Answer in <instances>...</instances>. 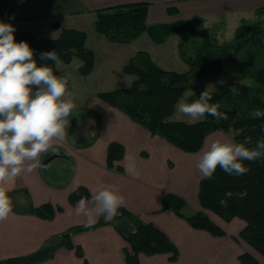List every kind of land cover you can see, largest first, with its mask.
Masks as SVG:
<instances>
[{"label":"crops","instance_id":"0c3cea01","mask_svg":"<svg viewBox=\"0 0 264 264\" xmlns=\"http://www.w3.org/2000/svg\"><path fill=\"white\" fill-rule=\"evenodd\" d=\"M86 1L88 7L94 9L117 3L148 1V22L201 18L204 31L211 37H221L226 31L229 33L230 28L231 32L236 31L241 20H249L250 16L264 18V0ZM258 8L262 10L258 12ZM31 9H36V0H0V22L12 23L15 29H28L35 33L37 19L34 14H30ZM22 16L26 18L21 19ZM25 24L27 26H21ZM31 24L35 27L31 28ZM228 25L231 26L227 28ZM101 42L107 48L114 49V52H123L131 44L108 45L109 41ZM117 47L120 48L116 50ZM136 51L133 50L129 58ZM148 51L157 60L154 50ZM78 64L80 66L81 62ZM97 66L96 59L94 70L86 78L93 76ZM123 78H128L127 85L134 79L128 74ZM90 111L88 114L94 117L92 120H97V133L88 142L65 144L62 140H53L49 150L39 156L38 167L4 185L13 198V214L0 221V259L26 255L46 245L59 243L70 227L87 222L86 217L76 214L77 202H70V193L80 185L86 186L92 193L99 184L104 183L116 185L125 198L123 207L144 221L156 224L179 250L176 260H172L167 252L141 253L140 264H240L239 255L244 252L251 253L264 264V256L240 236V231L247 223L243 218L236 216L225 220L203 208L199 200L202 179L196 167L199 156L209 143L217 139H230L225 133L216 130L206 137L200 150L187 152L165 138L151 134L125 112L100 98L90 106ZM112 141L121 143L125 148L124 157L116 162L123 167L122 171L108 165V146ZM51 154L56 155L44 168L43 162ZM133 165L139 172L138 177L125 171ZM167 193L185 199L182 210L184 216L171 209H162L163 197ZM17 197H22L23 202ZM42 203H52L62 206V209L53 218H44L28 211L30 206ZM199 210L205 211L224 229L225 234L213 235L205 229L192 226L185 216ZM101 218L102 215H94L93 224ZM103 219L107 223L71 236L72 241L83 248V257L78 256L74 248L61 245L56 248L52 258L38 264H127L123 252L127 241L110 222L112 219H105L104 216Z\"/></svg>","mask_w":264,"mask_h":264},{"label":"trees","instance_id":"16d2710c","mask_svg":"<svg viewBox=\"0 0 264 264\" xmlns=\"http://www.w3.org/2000/svg\"><path fill=\"white\" fill-rule=\"evenodd\" d=\"M148 1H131L117 3L96 11L94 22L97 32L105 35L110 41L128 43L147 31L150 36L161 42L172 31H178L185 41L188 37L201 33V18L177 20L150 24L147 22ZM262 9L258 8L260 12ZM26 18L25 16L20 17ZM60 28L56 37H37L28 29H15L17 42L27 41L34 50V59L38 64H49L55 74L60 75L52 61L40 59L42 52L56 50L64 63H70L74 58H80L82 64L79 71L82 75H89L95 67V51L87 45V33L78 28ZM253 40L264 44V25L261 22L241 20L235 31L234 42L215 43L210 39L204 40L193 57H188L190 68L186 71H176L160 66L147 51H138L124 64L125 74L134 77L130 86L116 88L97 93L105 102L122 110L133 120L147 128L151 134L159 135L175 146L187 152L200 150L206 137L216 131H237L235 138L238 142L250 139L248 147H253L259 140H264V118L254 119L249 113L260 109L264 111V65L255 69L235 68L234 62L240 49ZM182 41V42H183ZM76 49V53L64 55L68 49ZM207 72L228 74L235 79L239 73L254 75L256 85L250 86L233 80L223 83L217 90L209 91L212 97L210 103H219L220 111L227 114V120L216 121L212 116L205 115L202 120L186 121L170 119L174 113L178 99L182 98L189 87L193 76H202ZM236 81V82H235ZM237 89L236 95L231 89ZM201 92L188 97L189 102L197 99ZM125 148L112 141L108 146V165L120 171L123 167L116 164L124 157ZM251 170L246 175L236 177L228 175L217 167L210 179L200 180L199 200L201 206L231 220L238 216L247 223L240 231V236L247 240L256 250L264 255V158L253 162L244 161ZM246 191L247 196L239 199L236 196L228 198L226 192ZM81 197L90 199L91 192L86 186L80 185L69 195L71 203H76ZM221 199L227 200V206L222 207ZM186 201L183 197L167 193L163 197L162 209L174 210L184 216L183 207ZM62 206L52 203H42L30 206L28 211L44 217L53 218ZM120 213L110 222L118 229L128 245L123 252L127 264H140V254H155L167 252L172 260L179 256V250L168 235L153 222L144 221L125 207L118 209ZM190 224L202 228L213 235H224V229L214 222L208 214L199 210L190 216H185ZM107 223L103 216L91 227L77 224L66 231L57 244L46 245L26 255H16L0 259V264H38L54 256L56 248L61 245L74 248L78 256L83 257L81 245L75 244L71 236L79 231L91 229L97 225ZM240 264H261L251 253L239 255Z\"/></svg>","mask_w":264,"mask_h":264},{"label":"clouds","instance_id":"9594fccd","mask_svg":"<svg viewBox=\"0 0 264 264\" xmlns=\"http://www.w3.org/2000/svg\"><path fill=\"white\" fill-rule=\"evenodd\" d=\"M15 28L10 23L0 22V221L13 214V198L4 185L24 172L31 173L38 167V158L49 150L53 140H63L67 118L76 107L71 88L76 83L71 73L57 75L49 64H38L34 50L27 41L15 40ZM75 54L68 49L64 55ZM40 59L52 61L57 70L62 69L63 60L56 50L42 52ZM206 88L199 97L188 102L187 96L178 99L176 110L191 118L200 120L205 115L216 121L227 120V114L220 111L219 103H210L211 95ZM233 95L237 89H231ZM254 119L264 118V111L256 109L249 113ZM250 139L236 142L234 139H217L209 143L197 162L202 178L210 179L217 167L228 175L240 177L250 172L244 161L253 162L264 158V140L248 147ZM134 177L139 176L134 165L125 169ZM225 196L243 199L246 191L226 192ZM23 202L22 197H17ZM222 207L227 200L219 201ZM125 205V198L116 185L101 183L92 191L90 199L81 197L75 212L87 218L84 227L93 225L92 217L102 215L113 219Z\"/></svg>","mask_w":264,"mask_h":264},{"label":"rangeland","instance_id":"374dc122","mask_svg":"<svg viewBox=\"0 0 264 264\" xmlns=\"http://www.w3.org/2000/svg\"><path fill=\"white\" fill-rule=\"evenodd\" d=\"M88 5L89 3L86 0H36V9L30 10V14H34L37 19V26L34 29L36 33L34 34L37 37L58 36L60 28L54 25L57 22L63 27L84 30L87 33V45L97 54L96 59L98 66L94 74H92L93 76L89 78H86V76L80 73L78 62L80 61L82 64V60L77 57L70 63H63L62 69L59 70L61 74L63 72L71 73L76 83L75 88H71L76 107L67 118L65 124V137L62 140L65 144L66 142H82V144H84V142H88L92 138L91 136L97 133V120H92L94 117L88 114L91 113L90 106H93L95 100L100 98L97 95L98 92L130 86L127 85L129 83L128 78H123L125 73L121 66L124 62L126 63L128 61L129 54L133 50L136 51L138 46L139 48L136 52L147 51L150 53L148 50L153 49L154 56L157 60H155L152 55L151 56L160 66L176 71H186L190 68L186 59L195 56L197 49L204 40L210 39L215 43L222 44L234 42L235 40V31L233 30L231 32V28L229 33L226 31L225 35L221 37H211L209 33L207 34L204 31V27L201 25V33L190 36L185 41H183L182 35L178 31H172L161 42L155 41L147 31H144L135 38L137 39L136 41H134V39L132 40L134 41L133 43H131L132 41L128 42L131 44L125 47V51L114 52V49L107 48L101 41H109L108 43L110 44L108 45L127 43L110 41L105 35L97 32L94 22L98 8L94 9L88 7ZM248 19L252 22L259 21L264 25V18L262 17L250 16ZM171 22L173 21H170V23ZM21 26H27V24ZM229 26L231 25H228L227 28H229ZM32 27L34 28L35 25L31 24V28ZM119 48L120 47H117L116 50ZM146 48L149 49L146 50ZM263 65L264 44H261L258 40H253L240 49L238 57L234 62V67L237 69H255ZM233 80L245 85H256L254 75L251 73H239L236 78L233 79L228 76V74L207 72L202 76H193L191 78L189 87L182 98L185 97L187 93L194 94L202 92L206 88H209L208 91L217 90L223 83L233 82ZM189 96L190 95L187 96V100ZM170 119L192 121L191 118L179 113L176 108L174 113L170 116ZM220 131L221 133H225L230 139L235 140V135L237 133L235 129L231 128L229 131ZM258 253L260 252L258 251Z\"/></svg>","mask_w":264,"mask_h":264},{"label":"water","instance_id":"95a60500","mask_svg":"<svg viewBox=\"0 0 264 264\" xmlns=\"http://www.w3.org/2000/svg\"><path fill=\"white\" fill-rule=\"evenodd\" d=\"M55 155H56V154H51V155H48V156L45 158V160H44V162H43V166H44V168L47 167L49 161H50Z\"/></svg>","mask_w":264,"mask_h":264}]
</instances>
